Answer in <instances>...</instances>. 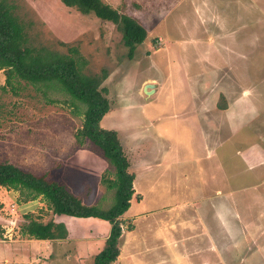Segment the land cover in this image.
Returning a JSON list of instances; mask_svg holds the SVG:
<instances>
[{"label":"rangeland","instance_id":"obj_1","mask_svg":"<svg viewBox=\"0 0 264 264\" xmlns=\"http://www.w3.org/2000/svg\"><path fill=\"white\" fill-rule=\"evenodd\" d=\"M109 1L148 32L133 59L115 24L61 0H16V13L34 23L36 45L64 55L75 47L85 74L108 73L101 88L111 108L100 125L117 131L135 175L114 264H264L263 204L231 203L230 179L227 217L218 206L209 214L200 199L215 185L209 174L220 164L236 172L234 150L264 135V0ZM5 84L0 72V162L46 175L86 206L111 209L115 169L92 143L77 142L84 119L63 104L69 97L43 96L16 79ZM147 85L155 86L150 95ZM221 194L212 193L213 203ZM31 220L64 223L68 238L34 242L25 234ZM110 228L55 216L42 198L26 202L0 187V251L2 242L16 243L31 263L93 264Z\"/></svg>","mask_w":264,"mask_h":264},{"label":"trees","instance_id":"obj_2","mask_svg":"<svg viewBox=\"0 0 264 264\" xmlns=\"http://www.w3.org/2000/svg\"><path fill=\"white\" fill-rule=\"evenodd\" d=\"M65 6L80 13L94 14L103 22H111L122 33L129 58L133 59L138 46L147 39L148 32L135 18L120 13L103 0H61ZM16 0H0V71L6 78L5 86L12 81H24L38 93L47 96L61 91L69 100L63 104L74 108L83 121L76 134L80 145L86 141L99 149L115 169V179L108 181V188L115 190L116 202L109 210L89 207L69 190L46 175L37 176L14 165L0 162V187L19 192L26 202L42 198L55 216L76 219L96 218L107 221L111 228L103 249L95 256L93 264H114L120 256L122 236L121 217L130 209L135 195V175L130 172L131 162L121 144L116 130L101 127L103 118L110 111L107 90L101 88L108 73L85 74L87 61H82L79 51L72 47L67 54L36 45L31 31L34 23L24 21L16 13ZM157 42V41H155ZM60 46L67 48L65 43ZM157 46V45H156ZM50 102H58L57 99ZM1 233V231H0ZM30 239L59 241L68 238L64 223H41L31 220L25 226Z\"/></svg>","mask_w":264,"mask_h":264},{"label":"crops","instance_id":"obj_3","mask_svg":"<svg viewBox=\"0 0 264 264\" xmlns=\"http://www.w3.org/2000/svg\"><path fill=\"white\" fill-rule=\"evenodd\" d=\"M126 1L127 0H116V2H118L120 5H123L122 3L123 2L126 3ZM110 4H112L117 10L120 11V9L117 7V4H114L108 0V5ZM249 102H252V100H247V102H245L244 104ZM254 121L255 118L253 119V122ZM260 122H261L260 124H263L262 127H264V120ZM241 125L242 127L245 126L243 122H241ZM241 125H239V127ZM246 133L250 134L249 132ZM242 134L244 136V133ZM254 138L256 139L255 141ZM245 143L247 144L245 148L243 149L237 148L239 147V143H238L236 147L237 150H234L235 159H237V161L238 160L240 161L239 165L236 163L237 164L236 172L233 171L230 172L227 166H225V169H223L222 164H220L219 168L216 169L214 173L209 174L210 177L209 180L213 181L215 185H208L209 190L205 194V197L200 198L202 200L207 199L208 203H204V205L206 207L210 206L209 214H211L213 206L214 207L218 206L221 215L224 214L226 215L225 217H227V203H229L228 187L230 180L234 183V186L232 187L235 190V192L230 190L232 193L231 195H234L231 199L232 200L231 203H237L240 205H243L244 203H260L263 204L264 207V135L252 136V143L249 144L247 141H245ZM230 176H233V178H229ZM247 176H249V180L246 178ZM212 191L222 193L220 197L221 199L220 203H213L214 199H213ZM193 202H196V199ZM199 206L200 203L196 204V207ZM196 214H198L197 211ZM35 241L45 242L46 240L45 241L34 240V242ZM2 243H3L2 247L5 250L0 251V257L5 259L4 260L5 264H34L31 263V259H29V255L27 252H25L22 248H20L19 250L18 244L16 245L15 243L11 245V244H6L4 242ZM14 252H18V253H14Z\"/></svg>","mask_w":264,"mask_h":264},{"label":"water","instance_id":"obj_4","mask_svg":"<svg viewBox=\"0 0 264 264\" xmlns=\"http://www.w3.org/2000/svg\"><path fill=\"white\" fill-rule=\"evenodd\" d=\"M154 87H155L154 85H147V86L145 87V89H144L145 93H146L147 95L152 94L153 91H154ZM148 89H151V91L149 92Z\"/></svg>","mask_w":264,"mask_h":264}]
</instances>
